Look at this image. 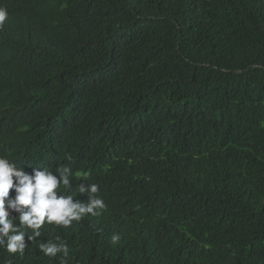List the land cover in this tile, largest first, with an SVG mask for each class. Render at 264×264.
I'll list each match as a JSON object with an SVG mask.
<instances>
[{"label": "trees", "instance_id": "obj_1", "mask_svg": "<svg viewBox=\"0 0 264 264\" xmlns=\"http://www.w3.org/2000/svg\"><path fill=\"white\" fill-rule=\"evenodd\" d=\"M0 7L19 14L0 34V155L70 167L61 191L96 183L106 205L0 264H60L39 250L57 236L68 264H264V0Z\"/></svg>", "mask_w": 264, "mask_h": 264}, {"label": "clouds", "instance_id": "obj_2", "mask_svg": "<svg viewBox=\"0 0 264 264\" xmlns=\"http://www.w3.org/2000/svg\"><path fill=\"white\" fill-rule=\"evenodd\" d=\"M19 14L0 7V34L9 21L10 15ZM116 129H109V139L120 136L122 127L115 122ZM19 146V145H16ZM20 147V146H19ZM68 159H71L69 156ZM49 167H33L31 173L17 166L7 155H0V249L8 254L23 256L30 245L26 242L37 241L42 235L45 224L69 227L73 221L79 222L86 215L97 216L99 210L106 208L103 198L97 195L99 185L78 184L74 194H64L62 187L72 189L70 181L74 178L70 167L53 170ZM10 192L12 195H10ZM87 194L88 200H75L77 194ZM121 239L113 234V244ZM39 242V241H38ZM39 250L48 258L60 256V264H68L70 248L61 237L55 241L47 239L39 242ZM6 264H12L8 259Z\"/></svg>", "mask_w": 264, "mask_h": 264}]
</instances>
